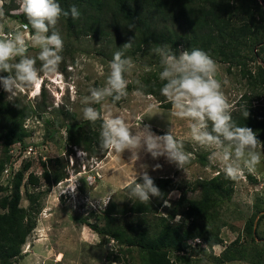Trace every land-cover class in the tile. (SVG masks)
<instances>
[{
	"label": "rangeland",
	"instance_id": "1",
	"mask_svg": "<svg viewBox=\"0 0 264 264\" xmlns=\"http://www.w3.org/2000/svg\"><path fill=\"white\" fill-rule=\"evenodd\" d=\"M8 6L13 8L7 11ZM0 9L3 11V16H0V30L4 27H17L18 19L10 14L19 13L18 0H0ZM54 30L60 34L63 45L67 47L59 65L65 66V70L58 69L57 74L51 76L41 74V82L36 87L17 92L23 103L32 106L41 103L45 106V112L40 116L35 113L25 121V126L30 132V136L24 139L27 146L23 147V144L19 143L18 150L21 152L17 154V151H14L15 146L12 145L9 151H13L9 154L23 155L21 161L30 159L31 164L25 172L21 186L20 205L23 207L28 206L26 176L30 172L40 176V161L58 158L66 177L50 186L46 194H42L39 200L41 208L36 214V225L22 245L20 257L13 259L11 264H143L136 249L128 252L126 247H119L110 237L99 236L88 224H102L100 214L110 198L119 203L130 200L129 192L124 187L144 170L150 176L173 177L183 186H188L189 198L198 199L200 188H193L194 183L202 178L209 179L218 171L223 172L222 167L210 161V150L191 139L188 121L171 115V107H162L157 97L145 94L141 90L143 87L135 83L140 81V85L150 86L147 82L151 81L153 84L160 83L159 89L163 86L164 81L159 79V72L162 70L160 56L150 50L138 52L134 56L123 52L124 56L131 58L134 63L133 70L125 76L129 81L126 98L118 103L106 98L101 104L91 106L103 114L110 112L124 117L133 128L138 125H150L157 135H163L172 129L175 138L183 143L184 151L191 157L184 170L169 163L165 157L153 159L143 151L139 153L136 161L130 159L131 153L127 150L122 154L107 150L100 159L89 157L80 147L69 143L65 131H59L53 139L42 143L45 120L58 119L64 122V118L69 117L64 116V113L74 115L78 121L84 120L81 100L90 94L91 87L104 86L109 62L113 54L119 51L114 43L108 44L92 36L68 35L60 21ZM24 34L27 38L32 33L24 31ZM182 50L183 48L179 47V51ZM38 52L39 49L29 46L27 54L35 57ZM211 58L216 63L215 78L220 81L225 97L234 106L233 110L240 107L239 103H248V99L243 100L244 94L251 97L255 108L264 109V85L251 87L247 78L242 76L240 68L232 67L228 71L227 64ZM257 62L263 64L262 59ZM36 66L38 67V64ZM250 66L253 71L255 65ZM138 89L142 95L136 94ZM158 92L159 96L165 99L160 91ZM73 95L76 97L75 102L72 100ZM69 107L71 111L68 110ZM33 143L36 145L33 146ZM29 147L32 149L28 154L26 150L30 149ZM257 151L261 153V163L257 166L255 174L245 171L243 177L235 182L231 197L223 199L217 205L219 217L225 223L219 229L222 243L209 247L200 239H190L184 250L190 264H264V155L261 146ZM200 156L205 158L203 163L199 160ZM22 162L20 158L15 160L9 166L12 171L10 170L8 176L0 174V187H7V190L0 191V198L8 193L12 174L19 170ZM157 164L161 167L154 168ZM141 165L145 168H141ZM70 183L76 184L75 193L71 190L63 192ZM44 188H47L44 182L39 186H28V190L32 192ZM178 196L179 191H172L168 195V203H164L160 211L164 212ZM91 212L93 215H90ZM225 247L227 249L222 253ZM114 256L118 258H115L118 262L112 261ZM173 256L175 257L172 254V258Z\"/></svg>",
	"mask_w": 264,
	"mask_h": 264
},
{
	"label": "trees",
	"instance_id": "2",
	"mask_svg": "<svg viewBox=\"0 0 264 264\" xmlns=\"http://www.w3.org/2000/svg\"><path fill=\"white\" fill-rule=\"evenodd\" d=\"M57 2L64 10L75 5L80 11L79 19L74 20L69 15L61 16L58 20L68 35L92 36L108 44L114 43L119 51L132 56L156 47H163L177 54L179 47L188 51L199 48L227 64L228 71L232 67L240 68L242 76L247 78L251 87L264 85V0ZM12 8L13 6H8L7 11ZM10 16L18 19V24L28 23L22 13ZM129 24L135 25L134 30L128 29ZM28 27L31 28L30 25ZM8 29L4 27L5 31ZM51 31L52 29L49 34ZM30 32L32 33V29ZM131 38V48L124 49L123 44ZM66 48L63 45L61 55L67 51ZM259 59H262L263 64L257 62ZM36 64L39 68V60ZM250 65H255L253 71ZM58 69L65 70V66ZM147 84L150 86L144 84L141 90L157 97L162 107L170 108L171 105L158 94L160 83L153 84L150 81ZM7 95L3 89L0 90V174L12 164L10 147L17 142H21L23 147L27 146L24 139L30 136V132L25 121L35 113L40 116L45 112V106L41 103L33 106L23 103L17 94L13 101H8ZM245 99H248V103H239L240 107L232 111V118L238 125L253 129L261 141L264 155V109L255 108L247 94L243 95V100ZM246 110L249 116L245 119L243 112ZM64 116H69L64 118V122L58 119L45 120L42 143L53 139L59 131H65L69 143L80 147L89 157L102 158L107 150L99 147L101 121L91 124L87 120H76L72 114L64 113ZM29 160H22L19 170L12 174L8 193L0 198V264H11L13 259L20 257L21 247L36 225L42 194H46L50 186L66 177L58 158L40 161V176H35L32 172L26 176L28 206L23 207L20 205L21 186L31 164ZM199 160L203 163L205 158L200 156ZM151 177L163 193V199L152 197L149 203L141 204L138 200L130 199L119 203L110 198L100 214L102 224L89 223L88 226L102 238L110 237L119 247H126L128 252L136 249L143 264H190L184 253L185 245L190 239H200L209 247L222 243L219 229L225 223L219 217L217 205L223 199L231 197L234 181L226 179L220 171L209 179H199L192 186L200 188V197L197 199L189 198L188 186H183L173 177ZM41 182L47 188L36 192L28 190L29 185L39 186ZM5 189L7 187H0V191ZM174 190L179 191L178 198L161 212L164 201H168V195ZM177 215L181 217L179 222L175 220ZM250 224L251 219L248 228ZM225 249L227 247L222 253ZM172 254L175 257L172 258ZM115 258L118 259L114 256L112 261L118 262Z\"/></svg>",
	"mask_w": 264,
	"mask_h": 264
},
{
	"label": "clouds",
	"instance_id": "3",
	"mask_svg": "<svg viewBox=\"0 0 264 264\" xmlns=\"http://www.w3.org/2000/svg\"><path fill=\"white\" fill-rule=\"evenodd\" d=\"M19 13L27 18V29L31 26L32 34L27 38L23 31L4 35L0 30V87L6 92L8 101H13L18 91L31 89L41 82V74L55 75L63 61V40L55 31L61 16L80 17L79 9L73 5L69 10L61 8L57 0H18ZM0 16L3 11L0 9ZM129 30L135 25L129 24ZM50 29H52L51 33ZM132 38L123 44L124 49L132 46ZM39 49L36 57L29 56L28 48ZM151 52L160 56L162 70L159 79L164 81L159 89L166 102L171 105V115L188 121L191 139L201 147L210 150L209 159L222 167L226 179L239 181L245 171L255 174L261 163V153L257 151L261 141L252 128L238 125L232 118L234 106L231 105L222 91V85L215 78L216 63L202 49H184L179 53L171 52L163 47L151 48ZM19 58V59H17ZM37 60L40 67L37 68ZM134 68L131 58L116 51L109 62V71L103 87H91L89 95L81 100L84 120L95 124L101 121L99 147L122 154L125 150L131 153L130 159L136 161L141 151L150 154L153 159L165 157L169 163L183 169L190 163V154L184 151V145L177 140L172 129L163 135H157L150 125L131 127L120 115L110 112L103 114L93 104H101L106 98L118 102L128 96L129 81L125 78ZM141 88L140 81L135 82ZM136 94L142 95L137 90ZM73 102L76 97L73 95ZM59 106V105H58ZM71 111V108H68ZM246 119L248 110L243 112ZM27 159V158H25ZM22 162V161H21ZM159 164L154 168H160ZM141 168H145L141 165ZM126 189L129 199L147 204L152 197L164 198L163 193L155 185L153 178L146 170L132 179ZM75 193L76 184L70 183L63 190ZM168 203L167 200L164 201ZM181 217L176 216V222Z\"/></svg>",
	"mask_w": 264,
	"mask_h": 264
},
{
	"label": "built area",
	"instance_id": "4",
	"mask_svg": "<svg viewBox=\"0 0 264 264\" xmlns=\"http://www.w3.org/2000/svg\"><path fill=\"white\" fill-rule=\"evenodd\" d=\"M24 25L25 24H18L17 27H10L8 29V31H5V34L4 35H8V34L14 32L15 30H20V31L23 30V32L25 31V32L28 33V31H30V29H29V27L27 29H24V27H23ZM19 143H21V142H17V143H14L13 144L15 146V148H14L15 150L14 151H17V154H19L21 152L20 150H18V149H20ZM29 148L30 149L27 148V150H26V153H28V154L30 153V151L32 149L31 147H29ZM11 151H13V150H11ZM11 151H9V152H11ZM10 155H11V161H12V163H14V161L17 160V159H19V158H20V162H21V158H22L21 156H23V155L16 156L13 153H10ZM4 174L6 176H8L10 174L9 166L2 171V174L1 175H4ZM195 241H197V240H195Z\"/></svg>",
	"mask_w": 264,
	"mask_h": 264
}]
</instances>
